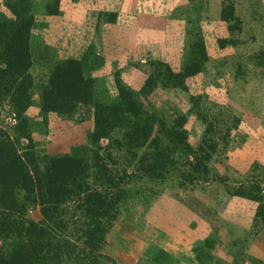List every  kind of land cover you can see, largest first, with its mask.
Masks as SVG:
<instances>
[{"label":"rangeland","instance_id":"374dc122","mask_svg":"<svg viewBox=\"0 0 264 264\" xmlns=\"http://www.w3.org/2000/svg\"><path fill=\"white\" fill-rule=\"evenodd\" d=\"M58 1L0 0L4 21L21 24L30 11L33 16L29 69L17 75V82L31 76L40 87L21 85L27 94L21 98L28 103L23 117L40 155L74 154L93 165L100 153L115 163L110 168L119 173L125 192L107 226L100 256L78 243L60 264L92 257L103 264H143L144 257H164L162 264H264L259 203L231 193L241 183L257 180L264 189V0ZM224 3L235 8L230 22L221 17ZM12 9L24 14L16 17ZM111 13L117 23L101 26L97 35V23ZM90 48L98 68L78 73L72 61ZM1 61L0 70L6 67ZM68 63L71 79L100 82L87 97L83 93L69 99V92L59 91L61 81H55L53 72ZM158 71L163 76L156 77ZM50 81L49 98L45 85ZM83 82L74 80L70 86ZM106 88L110 104L134 98L142 116L156 117L153 137L159 147L172 145L167 130L173 127L184 131L195 151L209 134L215 150L205 179H188L193 157L181 150L169 151L168 170H147L145 153L156 149L153 137L132 150L120 128L111 138L95 141V105L105 103L101 93ZM12 91L2 74L0 127L14 138L21 120ZM73 205H66L67 217L75 213L80 218L83 211ZM27 217L39 221L40 208H29ZM11 245L0 238V255L11 252Z\"/></svg>","mask_w":264,"mask_h":264},{"label":"trees","instance_id":"16d2710c","mask_svg":"<svg viewBox=\"0 0 264 264\" xmlns=\"http://www.w3.org/2000/svg\"><path fill=\"white\" fill-rule=\"evenodd\" d=\"M54 3L58 4L59 1L54 0ZM13 12L16 17L24 14L14 10ZM58 13L59 10L53 11V14L58 15ZM221 17L225 22H230L236 17L232 3L228 5L224 3ZM116 23V18L111 13L105 21L97 23V35L101 26ZM32 25L31 11L30 16L24 18L21 24L18 20L4 21L3 18L0 19V59L6 65L0 70V81L2 82V74H5L8 85L13 88L11 94L18 102L21 120L18 125L20 126L19 136L14 137L15 139L0 127V238L9 240L12 244L11 252L0 255V264H60L71 252V248H75L78 243L84 245L91 253L98 252L99 257L107 233V226L116 217L125 192L123 188L119 187L117 177L119 173L110 168V165H115V163L106 162L105 158L99 155L100 153L94 156L93 165L87 163L85 165L83 160L74 154L47 157L38 153L29 132V121L23 117L28 103L21 98V94H24L21 85L34 88L37 86L38 88L40 87L39 81L29 76L27 81L23 79L17 82V75L29 69L27 60L30 58L29 42ZM219 41L225 42L224 39H219ZM92 52H95V49L90 48L81 59L72 61L77 66L78 73L81 69L91 73L98 68L92 61ZM69 62L71 63V61ZM258 65L260 66V64ZM163 66L170 69L166 65ZM70 69L71 65L68 63L63 69L64 73H62L63 70L56 71V69L53 72L55 81L58 78L61 81L59 91L69 92V99L83 93H86L87 97L90 89L100 84L97 78L86 80L84 77L77 78L75 76V79H71ZM160 76L163 75L158 71L156 77ZM81 79L84 82L80 85L70 86L71 81L81 82ZM53 83L54 81H50L45 85V87L49 86L47 92L49 98L53 94L51 90ZM105 91L101 94L106 104L98 102L95 105L96 124L93 139L95 141L101 138L109 139L114 129L120 128L125 131L127 145L131 150L143 148L146 142L153 137L157 124L156 117L149 116L147 112L142 116L140 111L142 106L134 98L110 104L109 91L107 88ZM25 95L27 96L24 94L23 98L26 97ZM49 101L44 103L45 111L48 109ZM79 102H88V100L82 99ZM78 105L81 104L78 103ZM67 111H71V109ZM42 114L46 117L47 111ZM173 128L167 130L172 135L171 146L159 147L158 138L153 137L152 141L156 144V149L145 153L147 170L152 168L168 170L171 159L169 151L181 150L193 157V162L189 163L192 169L189 171L188 179L193 178L197 182H201L209 173L208 162L212 157L213 149L215 150V144L213 147L209 145L208 134L202 140L198 150L195 151L184 131L182 133L181 128ZM24 139L28 143H22ZM172 146V150H169ZM89 169L93 170L87 173ZM88 179L92 180L93 188ZM261 184L260 180L249 185L241 183L231 193L258 202L257 216L264 222V189ZM97 186L100 189H97ZM67 204H74L76 210L83 211L81 217L75 218L77 217L75 213L72 214V217H67ZM35 206L40 208L42 218L39 221L27 217L29 208ZM70 229L72 231H69ZM70 236L75 237L74 242L76 243H72ZM98 257H92L91 260L85 259L80 264H103ZM144 261L143 264H148L147 262L162 264L164 257H161L160 261L144 257Z\"/></svg>","mask_w":264,"mask_h":264},{"label":"crops","instance_id":"0c3cea01","mask_svg":"<svg viewBox=\"0 0 264 264\" xmlns=\"http://www.w3.org/2000/svg\"><path fill=\"white\" fill-rule=\"evenodd\" d=\"M146 5V4H145Z\"/></svg>","mask_w":264,"mask_h":264}]
</instances>
